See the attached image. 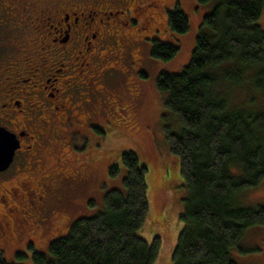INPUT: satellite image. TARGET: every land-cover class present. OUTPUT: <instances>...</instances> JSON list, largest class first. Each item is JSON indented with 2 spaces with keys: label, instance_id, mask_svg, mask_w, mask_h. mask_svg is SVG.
<instances>
[{
  "label": "trees",
  "instance_id": "trees-1",
  "mask_svg": "<svg viewBox=\"0 0 264 264\" xmlns=\"http://www.w3.org/2000/svg\"><path fill=\"white\" fill-rule=\"evenodd\" d=\"M263 7L264 0H219L203 18L190 63L178 74L163 72L157 78V88L166 94L164 120L172 113L180 123L178 132L166 126L165 137L189 191L173 264H237L231 251L242 250L247 231L264 224V206H241L235 198L264 180V110L233 106L230 91L246 87L247 71L261 66L250 89L264 103V29L257 24ZM168 26L178 34L189 31L179 6L169 12ZM179 50L154 40L151 56L168 61ZM227 62L238 64L221 70ZM122 162L124 190L108 191L104 209L76 220L67 236L50 244L49 254L34 251L33 264L155 263L160 239L149 244L137 234L149 211L147 168L131 150L122 153ZM118 171L113 166L110 174Z\"/></svg>",
  "mask_w": 264,
  "mask_h": 264
},
{
  "label": "flooded vegetation",
  "instance_id": "flooded-vegetation-1",
  "mask_svg": "<svg viewBox=\"0 0 264 264\" xmlns=\"http://www.w3.org/2000/svg\"><path fill=\"white\" fill-rule=\"evenodd\" d=\"M159 7L156 0H0V153L10 157L0 171V262L28 257L76 206L68 190L94 179L73 139L89 141L97 104L122 105L110 86L126 87L133 102L143 96Z\"/></svg>",
  "mask_w": 264,
  "mask_h": 264
},
{
  "label": "rangeland",
  "instance_id": "rangeland-1",
  "mask_svg": "<svg viewBox=\"0 0 264 264\" xmlns=\"http://www.w3.org/2000/svg\"><path fill=\"white\" fill-rule=\"evenodd\" d=\"M159 2L157 14V28L160 29L156 39L172 43L180 47L178 54L171 60L162 61L151 56L152 42H148L149 62L145 69L148 78L143 83L144 94L137 101L126 93V87L116 86L114 93L121 96L122 105L116 107L109 104H97V120L89 141L83 136L76 135L74 146L78 149L81 158L90 162L94 179L76 192H67L66 201L73 199L76 206H67L64 217L58 226L51 231H45L36 239L35 249L22 261L8 258L9 263L33 264V251L49 254L50 244L67 236L71 225L80 218H89L97 215L104 209V197L108 191L124 190L123 180L127 169L122 162V153L131 150L137 153L141 164L147 168V198L149 211L147 217L137 231L139 237L152 244L159 238L161 246L159 256L154 264H173L172 253L178 237L184 227L181 218L185 210V200L189 191L180 171L179 157L169 151L165 127L169 126L174 132L180 130V123L175 114L163 115L168 111L164 105L166 94L157 88V78L163 73L178 74L190 63L204 16L213 12L219 0H211L199 4L197 0H156ZM179 6L189 19V31L184 34L174 33L168 26V14ZM257 24L264 29V7ZM238 62H227L221 70H225ZM263 67H255L247 71L248 83L246 87L233 88L231 103L233 106L247 104L251 108L264 110L263 97L251 91L252 80L256 72ZM254 97L253 102L250 97ZM79 155L75 158L80 159ZM57 152L51 154L55 161ZM50 163V162H49ZM53 163V162H52ZM50 163V164H52ZM117 166L116 175L110 174V169ZM239 205L245 207L264 206V180L257 186L243 190L236 195ZM56 223V222H55ZM242 250L236 248L231 251V257L237 264H264V224L250 228L240 242Z\"/></svg>",
  "mask_w": 264,
  "mask_h": 264
},
{
  "label": "water",
  "instance_id": "water-1",
  "mask_svg": "<svg viewBox=\"0 0 264 264\" xmlns=\"http://www.w3.org/2000/svg\"><path fill=\"white\" fill-rule=\"evenodd\" d=\"M1 139H5V136L0 135V140ZM1 147H0V152H1ZM10 160V157L5 156V154H1L0 153V171L3 170L5 168V166H7L8 162Z\"/></svg>",
  "mask_w": 264,
  "mask_h": 264
}]
</instances>
